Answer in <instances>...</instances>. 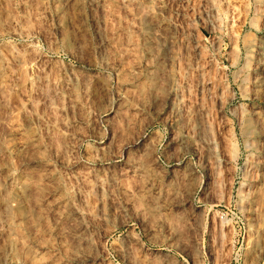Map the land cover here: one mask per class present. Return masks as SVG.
I'll use <instances>...</instances> for the list:
<instances>
[{
  "label": "rangeland",
  "instance_id": "1",
  "mask_svg": "<svg viewBox=\"0 0 264 264\" xmlns=\"http://www.w3.org/2000/svg\"><path fill=\"white\" fill-rule=\"evenodd\" d=\"M0 264H264V0H0Z\"/></svg>",
  "mask_w": 264,
  "mask_h": 264
},
{
  "label": "bare ground",
  "instance_id": "2",
  "mask_svg": "<svg viewBox=\"0 0 264 264\" xmlns=\"http://www.w3.org/2000/svg\"><path fill=\"white\" fill-rule=\"evenodd\" d=\"M155 36H156V38H160V37H161V35H159V34H157V33H156Z\"/></svg>",
  "mask_w": 264,
  "mask_h": 264
}]
</instances>
